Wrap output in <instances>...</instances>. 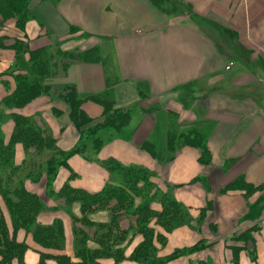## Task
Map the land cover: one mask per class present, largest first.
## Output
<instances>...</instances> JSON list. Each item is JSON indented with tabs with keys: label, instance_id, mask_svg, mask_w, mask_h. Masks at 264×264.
<instances>
[{
	"label": "crops",
	"instance_id": "obj_1",
	"mask_svg": "<svg viewBox=\"0 0 264 264\" xmlns=\"http://www.w3.org/2000/svg\"><path fill=\"white\" fill-rule=\"evenodd\" d=\"M28 12L23 29L17 16L0 15L4 138L12 133V115H20L50 135L59 151L73 149L81 135L59 96L69 89L83 98L105 95L131 115L118 130L84 138L83 153L59 168L51 190L44 173L25 181V190L42 202L37 223H62L61 248H44L23 229L14 233L0 201L9 239L26 246L22 259L8 264H58V257L77 262L72 217H81L80 204L68 206L59 195L67 184L88 194L115 185L113 161L151 171L157 189L187 209V223L154 231L165 238L154 242L156 257L203 247L161 264H264V0H29ZM17 41L27 47L18 56ZM39 60L46 63L43 71ZM24 75L40 94L23 107H5ZM103 105L83 101L87 129L103 122ZM197 133L208 163L199 161V148L183 144L184 135ZM24 159L17 143L14 164ZM151 208L160 211L158 203ZM111 218L107 209L89 215L96 224ZM135 219L122 214L120 229L128 231ZM128 239L124 259L97 264H143L129 258L141 235L130 230Z\"/></svg>",
	"mask_w": 264,
	"mask_h": 264
},
{
	"label": "trees",
	"instance_id": "obj_2",
	"mask_svg": "<svg viewBox=\"0 0 264 264\" xmlns=\"http://www.w3.org/2000/svg\"><path fill=\"white\" fill-rule=\"evenodd\" d=\"M28 3L29 0H0V15L5 19L17 16V27L23 29L24 23L29 18ZM13 46L17 56L21 55L27 48L19 41ZM43 56L44 54H41V59ZM36 59V56L30 53L32 64ZM40 61H37V65L39 70L43 71L46 68V63ZM16 80L17 85L14 92L5 99L4 103L5 107L10 109L23 107L41 91L39 87L35 86V81H28L25 75L18 76ZM44 91L48 92V89L45 88ZM59 96L65 98L68 103L70 117L81 135L79 143L66 152L59 151L55 146V140L50 135L45 134L32 120L20 115H12V133L8 138H4L1 130L4 112L0 111V201L4 204L10 217L13 232L23 229L27 233H31L34 240L44 248H61L63 246V225L59 220L51 226H42L37 223L36 217L42 210V202L36 195L25 190V181L30 179L36 182L44 173L47 189L51 190L59 168L67 166V160L72 155L83 153L84 138L95 135L104 128L118 130L128 122L131 115L129 110L119 112L115 109L113 102L105 95L83 98L74 89H69ZM86 99L104 104L103 122L88 129L86 127L90 121L81 110V105ZM182 139L183 144L200 149L199 161L201 163L209 162V151L198 133L196 135H184ZM17 143H22L25 148V159L21 166L14 164V150ZM151 153L154 154L153 149H151ZM109 168L124 171L123 178L127 181L122 179L115 182V185L107 186L97 194H88L82 190L73 189L68 184L63 187L59 198L68 206L74 203L80 204L82 212L81 217L78 218V227L75 225L74 252L78 261L72 262L66 257H58V264H97L99 259L107 257H112L118 262L125 258L124 248L129 241L130 230L134 231L136 235H141L142 241L133 250L129 258L143 264L165 263L182 254L200 250L203 247L199 244L192 249L178 251L166 259H158L154 238H160V243H163L165 238L155 235L154 230L150 227L151 222L161 219L163 229L170 232L174 227L188 222L187 209L178 204L170 195L164 193L157 195L158 199L161 200L159 203L161 209L160 212L155 211L151 208V204L155 203L157 196L153 184L149 181V178L153 177L150 171L124 167L114 161L109 163ZM139 181L142 182L139 184ZM141 189H143L145 197L146 194L149 196L135 201L138 200V191ZM131 192L133 196L129 195ZM112 203L113 205L110 207L112 218L108 223L96 224L90 221L89 215L95 210H101ZM127 212L128 215L136 217L134 226L130 227L128 231L121 230L118 222L120 216ZM173 214H176L177 217L171 218ZM88 224L96 225V228L83 230ZM7 233L6 221L0 206V264H8L14 257L21 260L26 249L24 244L16 243L13 238L9 239ZM91 241L97 245L93 249L88 245V242ZM40 264L45 263L43 261Z\"/></svg>",
	"mask_w": 264,
	"mask_h": 264
},
{
	"label": "rangeland",
	"instance_id": "obj_3",
	"mask_svg": "<svg viewBox=\"0 0 264 264\" xmlns=\"http://www.w3.org/2000/svg\"><path fill=\"white\" fill-rule=\"evenodd\" d=\"M120 111H124V110H119V112ZM176 144H178V143H170V145L171 146H175ZM182 144V143H181ZM146 149L148 150V151H150L151 152V149H152V147L150 146V145H147L146 146ZM149 171V170H148ZM151 172V171H150ZM152 173V172H151ZM124 171H118V170H114V172H113V174L111 175V180H113V181H111L112 182V184L114 183V182H118V181H121L122 179H123V181L125 180V181H127V179H125V178H123V176H124ZM153 174V177L152 178H149V181L153 184V187H154V190H155V194H156V196L157 195H159V194H164L161 190H159V189H157V187H156V185H155V177H156V175L154 174V173H152ZM142 181H139L138 183L140 184ZM110 185V184H109ZM112 186V185H111ZM140 187V186H139ZM224 192V191H223ZM166 193V192H165ZM130 196H133V194H132V192H131V194H129ZM147 196H149L148 194H146V197ZM145 197V193L143 192V189H141L140 191H138V201L140 200V199H145L146 198ZM147 200V199H146ZM158 202V205H159V208L161 209V204H159V203H161V200H159L158 199V196H157V200L155 201V203H157ZM113 205V203L111 204V205H106L103 209H107L108 211H110V207ZM138 205H140V202H138ZM124 210H126V208H123ZM123 209H121V210H123ZM102 210V209H101ZM80 212H82V210H81V207H80ZM158 212V211H157ZM160 212V211H159ZM123 215H128V212L127 213H125V214H123ZM173 217H177L176 216V214H173V216L171 217V218H173ZM78 218H80V217H72V224H73V226H72V230H73V234H74V244H73V247H74V245H75V225L78 227V224L77 223H79L78 222ZM165 219V218H164ZM157 220V219H156ZM156 220H153V225H152V229L154 230V231H156L158 228H160V229H163V226H162V224H161V219H158L157 221ZM187 221H189V220H187ZM157 222V223H156ZM160 224H159V223ZM151 227V226H150ZM94 228H96V225H90V224H88V225H86L85 226V228L83 229V230H92V229H94ZM160 239V238H159ZM159 239H157V237H155L154 238V240L155 241H158L159 242ZM74 251H75V247H74ZM75 254V253H74Z\"/></svg>",
	"mask_w": 264,
	"mask_h": 264
}]
</instances>
